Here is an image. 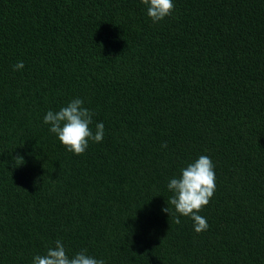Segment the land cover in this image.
Instances as JSON below:
<instances>
[{"label": "trees", "instance_id": "trees-1", "mask_svg": "<svg viewBox=\"0 0 264 264\" xmlns=\"http://www.w3.org/2000/svg\"><path fill=\"white\" fill-rule=\"evenodd\" d=\"M173 3L154 24L141 0H0V264L57 239L105 264H264V0ZM77 97L105 126L83 155L43 122ZM200 155L198 234L162 209Z\"/></svg>", "mask_w": 264, "mask_h": 264}, {"label": "clouds", "instance_id": "clouds-1", "mask_svg": "<svg viewBox=\"0 0 264 264\" xmlns=\"http://www.w3.org/2000/svg\"><path fill=\"white\" fill-rule=\"evenodd\" d=\"M147 9V16L156 24L172 15L175 5L173 0H141ZM24 68L22 61L13 66L14 71ZM95 113L84 106L80 98L71 99L58 111L49 110L43 118L49 131L55 134L67 151L75 155H83L89 147V141H103L105 126L97 123L93 132L91 125ZM167 148V144L161 145ZM15 163L23 161V157H14ZM215 165L207 155H200L194 162L180 170V175L173 177L167 184L172 194L167 200L168 207L162 209L170 217L175 216V223L180 224V216L189 217L193 221L194 231L202 233L209 228L205 217L199 213L209 204L216 190ZM178 214V215H177ZM32 264H105L103 259H96L82 249L69 256L62 240L57 239L54 246L48 247L42 255H35Z\"/></svg>", "mask_w": 264, "mask_h": 264}]
</instances>
